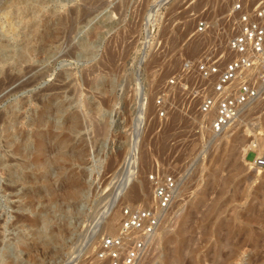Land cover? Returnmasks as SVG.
<instances>
[{
  "label": "rangeland",
  "instance_id": "rangeland-1",
  "mask_svg": "<svg viewBox=\"0 0 264 264\" xmlns=\"http://www.w3.org/2000/svg\"><path fill=\"white\" fill-rule=\"evenodd\" d=\"M232 1L0 0V264H107L106 212L120 210L118 229L125 205L149 203L157 164L190 199L141 264L173 263L180 241L177 264H264V152L248 166L235 150L216 185L218 152L156 103L182 60L214 42L195 33L199 18L217 28ZM243 121L229 140L251 139L246 123L264 137V104ZM130 160L141 192L115 205Z\"/></svg>",
  "mask_w": 264,
  "mask_h": 264
},
{
  "label": "built area",
  "instance_id": "built-area-1",
  "mask_svg": "<svg viewBox=\"0 0 264 264\" xmlns=\"http://www.w3.org/2000/svg\"><path fill=\"white\" fill-rule=\"evenodd\" d=\"M195 33H212L215 40L198 56L182 60L156 103L161 116L166 108L177 110L209 145L232 131L254 106L264 104V0H233L217 28L201 17ZM263 165L264 158L254 160V166ZM147 181L150 202L125 205L119 230L101 236L97 253L107 264H139L188 206L182 176L157 164Z\"/></svg>",
  "mask_w": 264,
  "mask_h": 264
},
{
  "label": "bare ground",
  "instance_id": "bare-ground-1",
  "mask_svg": "<svg viewBox=\"0 0 264 264\" xmlns=\"http://www.w3.org/2000/svg\"><path fill=\"white\" fill-rule=\"evenodd\" d=\"M229 34H230V32L227 31V33L224 34V36L228 38L229 37ZM141 110H143V109H141ZM141 112L139 111V116H140V113ZM142 113H144V111ZM142 116H144V115L142 114ZM140 117L138 118L139 120L137 119L138 120L137 122H140V119H141ZM243 123H244L243 118H241L240 121L238 122V124L236 125V127L232 131H225L223 134L219 135L215 140L211 141L212 148L214 149L213 152H215V153L218 152V153L215 154L214 158L212 159V162H215V167L212 169L213 176H214V177H212V179H213V182H216V185L220 184L221 187L222 186L223 187L226 186V184L228 182H227V180H222V178L221 179L219 178L220 180H218L216 174H218L219 172H221V170L224 167V164L227 163V161L229 160V157H232V155L234 154L235 150L237 151V149L238 150L239 149L240 150L242 149V152H241L242 153V160L248 166L252 164V162L248 161V159H247V155H248V153H249L250 150H255L257 152V154H258V157H260V156L263 155V152H264V137L263 136H260V133L261 132L258 130V125L255 124V123H246L247 126L249 125V128H247V131L250 132V134H251V136H250L251 139L247 140V142H244L243 143L244 139L240 135L236 138V140H229V139L233 138L234 136H236V134L241 130V127H242V124ZM139 126H141V123H140ZM139 128L140 127H138V129ZM140 132L138 133V135L140 134ZM137 137H140V136H137ZM224 138H227V141H224L223 142L222 139H224ZM135 140H136V138H135ZM241 141H242V143H241ZM136 145H138V144H136ZM135 147L137 148V146H135ZM133 154L136 155V151L135 152L133 151ZM138 154L140 155V153H138ZM136 157H137V155H136ZM131 158H132V156L130 157V159ZM131 161L132 160H130L129 162H125L126 164L124 163L125 164V172H124V175H123V179L121 180L122 182L119 184V186L117 188L116 195L114 196V200H113V202H114L115 205L121 199H122V201L124 203V201L126 202L132 196L137 199V197H139V195H140L141 189L132 187V184H133L132 181L133 180H131L132 179L131 178L132 177L131 176V172L133 173L134 169L136 170V168H135L136 166L135 165H132V162ZM122 169H121V171H122ZM219 174H221V173H219ZM132 175H134V174H132ZM135 175H134V177H135ZM137 175H138V173H137ZM217 181H218V183H217ZM110 208H112V207L110 206ZM114 208H112L110 210L108 209L107 212H106L107 213V218L109 217V220H107V221L105 220V222H106V224L108 226L109 234H115L114 232H116L117 230H119V228L118 229L115 228V223L118 222L117 220L120 217V210H117V211L114 212ZM103 214H104V212H103ZM109 214L111 216H109ZM183 215H184V212L181 214V217L179 218V220L182 218ZM103 217H104V215H103ZM99 218H101V217H99ZM188 218L189 217L185 218V224L188 222V220H189ZM99 223L100 224H98V225L100 226L101 225V222L99 221ZM116 227H117V224H116ZM167 229H169V228H166L165 230H167ZM186 233H187L186 232V228H183L181 231H179V235L180 236H182V235H184ZM104 234H106V233H104ZM174 245L176 246V260L173 263H171V264L180 263V257L183 256V254H184V252H183L184 251V249H183V242L180 241L178 243H174ZM147 257H148V255H146L141 260V262L139 264H141L142 261H144Z\"/></svg>",
  "mask_w": 264,
  "mask_h": 264
}]
</instances>
